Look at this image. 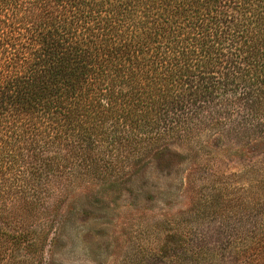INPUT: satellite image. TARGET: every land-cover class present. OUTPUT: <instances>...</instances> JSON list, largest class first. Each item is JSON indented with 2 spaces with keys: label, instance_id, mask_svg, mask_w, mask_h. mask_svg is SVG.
Masks as SVG:
<instances>
[{
  "label": "trees",
  "instance_id": "16d2710c",
  "mask_svg": "<svg viewBox=\"0 0 264 264\" xmlns=\"http://www.w3.org/2000/svg\"><path fill=\"white\" fill-rule=\"evenodd\" d=\"M239 90L264 133V0H0V264L51 201L183 137L185 98ZM262 216L244 264H264Z\"/></svg>",
  "mask_w": 264,
  "mask_h": 264
},
{
  "label": "rangeland",
  "instance_id": "374dc122",
  "mask_svg": "<svg viewBox=\"0 0 264 264\" xmlns=\"http://www.w3.org/2000/svg\"><path fill=\"white\" fill-rule=\"evenodd\" d=\"M245 93L185 98L167 115L183 137L125 152L111 177L24 222L22 264H244L264 215V133Z\"/></svg>",
  "mask_w": 264,
  "mask_h": 264
}]
</instances>
